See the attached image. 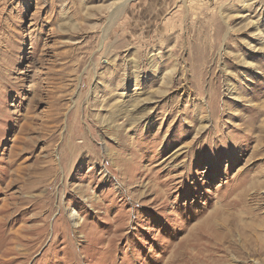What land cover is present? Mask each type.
Wrapping results in <instances>:
<instances>
[{
	"label": "rangeland",
	"instance_id": "374dc122",
	"mask_svg": "<svg viewBox=\"0 0 264 264\" xmlns=\"http://www.w3.org/2000/svg\"><path fill=\"white\" fill-rule=\"evenodd\" d=\"M197 262L264 264V0H0V264Z\"/></svg>",
	"mask_w": 264,
	"mask_h": 264
},
{
	"label": "bare ground",
	"instance_id": "6f19581e",
	"mask_svg": "<svg viewBox=\"0 0 264 264\" xmlns=\"http://www.w3.org/2000/svg\"><path fill=\"white\" fill-rule=\"evenodd\" d=\"M113 15V14H112ZM232 227H235V226H232ZM231 230H229V232H230ZM229 236V235H228ZM232 236V235H231ZM224 241H227V243H228V245H231V243H230V241L228 240V239H226V240H224ZM222 243H223V241H222ZM221 259V258H220ZM224 262V261H223ZM199 262H197V264H198ZM201 263H204V264H207L206 262H201Z\"/></svg>",
	"mask_w": 264,
	"mask_h": 264
}]
</instances>
